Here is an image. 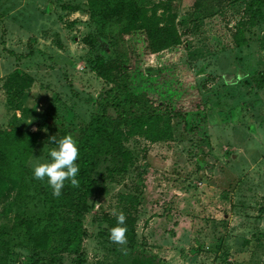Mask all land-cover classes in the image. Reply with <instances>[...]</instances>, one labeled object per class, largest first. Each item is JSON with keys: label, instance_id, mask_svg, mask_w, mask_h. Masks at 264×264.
I'll use <instances>...</instances> for the list:
<instances>
[{"label": "rangeland", "instance_id": "1", "mask_svg": "<svg viewBox=\"0 0 264 264\" xmlns=\"http://www.w3.org/2000/svg\"><path fill=\"white\" fill-rule=\"evenodd\" d=\"M251 1L137 0L149 16L172 17L180 45L147 58L131 49L126 90L159 104L201 100L208 120L188 136L171 119L157 143L124 132L121 150L97 159L85 264H264V7L252 17ZM120 27L99 34L86 0H0V264L72 263L73 245L44 253L28 238L25 224L50 212L33 167L50 162V137L78 142L121 79L96 71ZM121 211L126 245L109 239Z\"/></svg>", "mask_w": 264, "mask_h": 264}, {"label": "trees", "instance_id": "2", "mask_svg": "<svg viewBox=\"0 0 264 264\" xmlns=\"http://www.w3.org/2000/svg\"><path fill=\"white\" fill-rule=\"evenodd\" d=\"M86 3L99 34L107 37L109 26L114 21L121 26L117 37L110 39L115 48L110 49L105 65L96 68L103 79L106 76L102 75L104 66H109L107 70L121 79L98 97L95 113L80 133L79 158L76 161L79 166V187L73 188L66 181L62 195L55 198L48 185L46 197L50 203L49 214L44 219L25 224L33 247L41 252L48 253L52 242L62 241L68 246L73 245L71 264H85L81 251L86 235L82 218L89 209L88 201L96 186L92 171L97 159L115 149L121 150L119 141L124 132H143L149 142L157 143L170 137L171 119L179 122L182 132L188 136L199 133L208 120L201 100L195 99L187 107L159 104L147 95L137 98L125 88V80L129 81L133 67L131 49L136 45L140 46L146 58L180 45V38L171 23L172 17L169 21L163 16H156L155 11L149 16L148 9L137 6V0H86ZM249 6L253 17L264 7V0H252ZM244 45L246 41L240 32L238 46ZM256 86L264 88V73L258 74ZM110 109L114 112L112 119L107 114ZM29 137L35 139L34 134Z\"/></svg>", "mask_w": 264, "mask_h": 264}, {"label": "clouds", "instance_id": "3", "mask_svg": "<svg viewBox=\"0 0 264 264\" xmlns=\"http://www.w3.org/2000/svg\"><path fill=\"white\" fill-rule=\"evenodd\" d=\"M49 141L56 145L50 152V162L37 163L33 167V177L36 180H47L52 189V195L59 198L65 187V182H70L73 188L79 187L77 175L79 166L76 161L79 158L78 142L71 134L57 140L56 136L50 137ZM117 226L110 229L109 239L117 245L127 244L126 216L121 211L117 217Z\"/></svg>", "mask_w": 264, "mask_h": 264}]
</instances>
